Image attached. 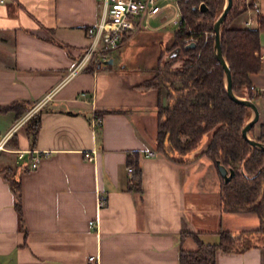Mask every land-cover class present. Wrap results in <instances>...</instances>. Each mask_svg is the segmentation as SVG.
<instances>
[{"label":"crops","instance_id":"obj_1","mask_svg":"<svg viewBox=\"0 0 264 264\" xmlns=\"http://www.w3.org/2000/svg\"><path fill=\"white\" fill-rule=\"evenodd\" d=\"M244 4L231 25L254 30L264 17V0ZM103 13L102 0L0 4V106L31 104L20 116L0 112V134L26 118L8 151L0 153V264H85L88 256H96L97 264H179L180 251L197 249L190 234L215 245L220 232L253 235L248 249L217 251L215 264H264L258 218L221 210V179L212 162L205 156L174 162L157 149V111L167 101L162 90L139 85L152 77L162 50L172 43L174 31L166 29L177 27L152 20L158 25L138 30L109 53V67L92 69L86 30ZM134 38L142 48L136 64L126 67L118 54ZM151 40L157 43L143 46ZM258 41L261 69L249 75L254 94L264 93V30ZM254 104L256 124H264V97ZM35 113L39 130L31 144L25 125ZM129 167L140 171L139 190ZM7 169L19 175L21 229L1 173Z\"/></svg>","mask_w":264,"mask_h":264},{"label":"trees","instance_id":"obj_2","mask_svg":"<svg viewBox=\"0 0 264 264\" xmlns=\"http://www.w3.org/2000/svg\"><path fill=\"white\" fill-rule=\"evenodd\" d=\"M204 4L207 11L200 12ZM225 0H181L179 11L181 24L172 34L171 51L179 53L166 60L159 59L151 79L139 85L141 90L161 88L166 90L168 105L157 111V149L170 160L190 162L188 156L199 146L203 136L211 132L210 141L200 156L207 157L215 167L219 161L225 168L233 170L232 178L220 182L219 199L221 210L226 213H251L264 230V151L249 144L241 135V129L250 119L251 111L242 104L230 100L225 92L224 74L216 61L213 51V36L204 39V32H213V23L221 13ZM244 0H232L219 28L221 54L231 74V90L237 97L255 102L262 94H252L250 74L261 69V48L259 32L264 30V17L257 18L254 30L235 28L232 21L246 10ZM195 40V47L186 49L187 40ZM103 62L90 58L88 67L99 68ZM109 67V65H107ZM31 108V104L13 102L0 106V112L14 111L17 116ZM110 113V112H104ZM39 130V115L30 116L25 131L31 144ZM250 128L248 137L264 144V124L258 125V134ZM195 158V159H196ZM216 169V168H215ZM13 194L14 209L18 227H23L20 206L19 175L14 169L1 172ZM133 188L139 190L140 171L133 174ZM252 232L237 235L219 233L215 245L201 243L193 234L197 249L192 252L180 251L179 264H215L217 251L224 253L241 252L247 245ZM240 246V247H239Z\"/></svg>","mask_w":264,"mask_h":264},{"label":"built area","instance_id":"obj_3","mask_svg":"<svg viewBox=\"0 0 264 264\" xmlns=\"http://www.w3.org/2000/svg\"><path fill=\"white\" fill-rule=\"evenodd\" d=\"M5 0H0V4ZM181 0H102L104 13L100 21L87 28V35L91 38L90 50H88V59L94 58L95 62H104L107 60L109 53L116 50L126 37L136 33L138 30L150 28L152 20H161L163 23L172 24L178 27L181 24V14L179 11V2ZM249 5V4H248ZM252 10H257L256 3L250 5ZM168 10L172 14L166 15ZM213 36V32L210 34ZM195 42L190 39L188 42ZM254 95V93L252 92ZM26 120L23 118L19 122L12 125L8 130L0 134V153L8 151L6 145L15 131L21 127ZM95 120L92 122L93 127L96 126ZM17 159L20 160L24 152H16ZM37 152L31 157L30 168H36ZM148 157L154 156L153 152L145 154ZM88 161H92L93 157L88 156ZM133 168H127V174L132 176ZM99 208L104 206L102 199H98ZM91 225V224H90ZM85 264H97L96 256H88Z\"/></svg>","mask_w":264,"mask_h":264},{"label":"water","instance_id":"obj_4","mask_svg":"<svg viewBox=\"0 0 264 264\" xmlns=\"http://www.w3.org/2000/svg\"><path fill=\"white\" fill-rule=\"evenodd\" d=\"M231 4H232V0H225L223 9L221 11V13L218 15V17L216 18V20L213 23V51H214V56L216 61L220 64L222 70H223V74H224V86H225V92L227 97L232 100L235 103L238 104H242L244 106H246L247 108L250 109L251 111V117L250 119L244 124V126L241 129V135L244 139H246L249 144L261 151H264V144H261L257 141L251 140L248 137V132L250 130V128H252L258 121V110L256 105L254 104V102L247 100L245 98H239L237 96H235L231 90V74H230V70L229 67L227 65V63L225 62L222 54H221V49H220V33H219V28L220 25L222 24L225 16L227 15V12L229 11V9L231 8ZM199 11L200 12H205L207 11V8L204 4H200L199 5ZM195 47V43L194 42H189L186 44L185 48H194ZM177 53H179V49H175L174 51H171V53L169 54L168 58L173 56ZM112 64V60H107L103 62V65H111ZM205 149V148H204ZM203 149V150H204ZM202 150V151H203ZM201 151V152H202ZM200 152V153H201ZM200 153L198 154H193L191 159H195L197 156L200 155ZM215 168L217 171V174L219 176V178L222 180L223 183H227L233 176V170L231 168H225L223 165H221L219 163V161L215 162Z\"/></svg>","mask_w":264,"mask_h":264},{"label":"rangeland","instance_id":"obj_5","mask_svg":"<svg viewBox=\"0 0 264 264\" xmlns=\"http://www.w3.org/2000/svg\"><path fill=\"white\" fill-rule=\"evenodd\" d=\"M172 11L171 10H168L167 12H166V15H169L170 13H171ZM150 24L152 25V26H156V25H158L156 22H153V21H151L150 22ZM168 32H172V31H174L175 30V28L174 27H168L167 29H166ZM211 34V32H209V31H205L204 32V34H203V36H204V39L206 40V39H209L210 37H212V35H210ZM133 35L134 34H132V35H129L128 37H126L125 39H124V41H123V43L122 44H124L126 41H129L132 37H133ZM163 38H164V35H163ZM165 40V39H164ZM195 41V40H194ZM190 42V41H189ZM188 42V43H189ZM155 43H157V42H155V41H147L143 46H149V45H154ZM140 48H142V46L141 45H137V43H136V39L134 38V39H132L128 44H126V46L122 49V51H120L119 52V54H118V57L119 58H121L122 59V62H121V64L122 65H125L126 67H132V66H134L135 64H136V60H135V56L137 55V50L138 49H140ZM170 49H171V45H168L167 46V50H165V49H163L162 50V53L160 54V56H159V59L161 58V59H163V61L164 60H166L167 58H168V56H169V51H170ZM169 50V51H168ZM107 60H110V59H108L107 58ZM106 60V61H107ZM153 76V75H152ZM152 78V77H151ZM150 78V79H151ZM161 90H162V92H163V95H164V98H165V100L167 101V104L166 105H168V100L166 99V90L164 89V88H161ZM239 98H241V97H239ZM165 105V106H166ZM161 107H164V106H161ZM258 125L259 124H256L255 126H254V132H255V134H258V131H257V129H258ZM210 137H211V132H208V133H206L204 136H203V138H202V140H201V142H200V144H199V146L192 152V154H198V153H200L205 147H206V145L208 144V142L210 141ZM191 154V155H192Z\"/></svg>","mask_w":264,"mask_h":264}]
</instances>
